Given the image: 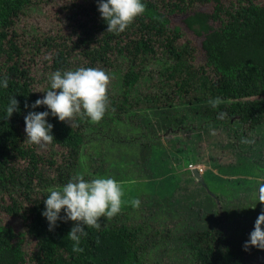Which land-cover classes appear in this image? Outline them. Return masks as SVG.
<instances>
[{
	"label": "trees",
	"instance_id": "1",
	"mask_svg": "<svg viewBox=\"0 0 264 264\" xmlns=\"http://www.w3.org/2000/svg\"><path fill=\"white\" fill-rule=\"evenodd\" d=\"M143 2L145 12L124 31L112 33L96 0H0V77L8 81L0 88V264H157L147 261L152 247L188 264H264V249L249 245L245 250L248 236L233 235L225 217L231 212L227 204L239 192L251 193L254 185L231 197L201 186L191 201L174 204L163 196L162 206L150 200L153 212L180 217L171 230L128 222L132 204L122 198L121 210L100 217L99 228L85 226L87 235L75 247L66 234L74 221H57L49 230L41 215L46 190L81 174L88 129L107 136L123 124L139 131L144 137L139 159L147 170L160 133L188 128L191 121L197 127L220 126L235 139L238 158L263 165L264 0ZM177 13L201 37L202 60L194 58L189 40H180L181 28L171 25L170 16ZM78 67L101 68L109 75L105 114L98 122L82 114L70 121L47 117L54 139L49 151L40 153L39 145L26 138L23 117L45 109H33L31 103L44 95L52 72ZM155 81V95L144 94ZM12 96L18 110L7 115ZM143 101L147 105H140ZM254 132L263 140L259 147L256 142L253 157L249 140ZM101 163L106 166L99 163L88 172L92 178L112 168L105 158ZM249 204L254 206L253 200Z\"/></svg>",
	"mask_w": 264,
	"mask_h": 264
},
{
	"label": "rangeland",
	"instance_id": "2",
	"mask_svg": "<svg viewBox=\"0 0 264 264\" xmlns=\"http://www.w3.org/2000/svg\"><path fill=\"white\" fill-rule=\"evenodd\" d=\"M198 8L209 10L210 7L201 5ZM183 17V13L173 14L170 16L171 25L181 28L183 34L180 40H189L195 47L194 58L196 61L202 60L201 37L193 35L183 25ZM192 58L193 56L189 58L190 62ZM157 83L155 81V85L143 89V93L155 95L159 88ZM140 105H147V102L143 101ZM101 131L105 132L107 128ZM138 132L123 124L116 125L107 136L105 133L88 129L78 169L81 174H86L92 179L88 172L98 169L97 164H102L101 160L106 159L112 168H108L109 171L100 175L112 174L111 177L121 185L122 198L126 203H131L133 199L139 200L138 206L127 209L128 222H150L159 230L164 227L171 230L180 217L175 215L172 218L161 209L153 212L154 208L148 205L149 202L157 201L164 206L163 196L170 197L174 204L178 200L191 201L201 193V186L218 195L231 197L236 191L254 185L251 193L239 192L240 194L238 193L233 201L227 204L231 212L225 215L233 235L248 236L257 213L264 205V201H257L260 196H264V157L261 167L251 166L245 160L238 158L240 151L235 148V139L231 137L232 135L229 136L220 126L197 127L191 121L188 128L184 126L174 132H162L157 136L158 142L149 156L147 170H144L138 152L139 143L144 137ZM262 140L263 137L258 136L257 133H251L249 152L253 157L256 142L259 147ZM49 149L48 143L38 147V151L43 154ZM261 149L264 150V146ZM261 155L264 156V151ZM102 166L106 165L102 164ZM252 200L254 206L249 204ZM222 206L224 211V204ZM14 224L19 227L17 220H14ZM160 251V248L152 247V258L147 261L157 264H188L189 262V260L166 258L167 255H162ZM172 252L168 250L167 254Z\"/></svg>",
	"mask_w": 264,
	"mask_h": 264
},
{
	"label": "clouds",
	"instance_id": "3",
	"mask_svg": "<svg viewBox=\"0 0 264 264\" xmlns=\"http://www.w3.org/2000/svg\"><path fill=\"white\" fill-rule=\"evenodd\" d=\"M97 10L106 22L108 32L119 33L129 26L135 17L145 12L143 0H96ZM109 75L101 68L78 67L50 74L49 87L44 95L31 103L46 106L42 111H28L24 119V132L28 141L35 145L51 143L54 139L52 123L47 119L54 116L57 120H72L76 114L88 117L92 122L100 121L107 108V85ZM8 81L0 77V88H6ZM18 101L10 97L6 108L7 115L17 109ZM41 215L46 219L49 230L57 221H74L66 233L68 238L78 246L82 236L87 235L85 226L99 228V218L111 217L121 210L123 190L120 183L111 176L98 175L90 180L83 174H76L59 189L46 190ZM257 201H264L260 196ZM133 207L139 205L138 199L131 201ZM63 213V215H61ZM264 249V205L253 222L248 238L242 247L248 246ZM79 250V249H77Z\"/></svg>",
	"mask_w": 264,
	"mask_h": 264
}]
</instances>
